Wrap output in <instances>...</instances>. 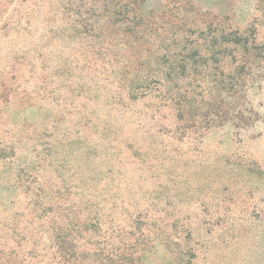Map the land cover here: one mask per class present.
Returning <instances> with one entry per match:
<instances>
[{
	"label": "rangeland",
	"instance_id": "1",
	"mask_svg": "<svg viewBox=\"0 0 264 264\" xmlns=\"http://www.w3.org/2000/svg\"><path fill=\"white\" fill-rule=\"evenodd\" d=\"M0 264H264V0H0Z\"/></svg>",
	"mask_w": 264,
	"mask_h": 264
}]
</instances>
